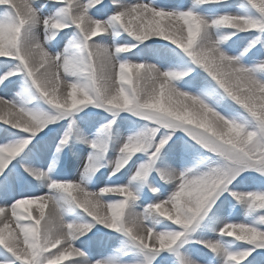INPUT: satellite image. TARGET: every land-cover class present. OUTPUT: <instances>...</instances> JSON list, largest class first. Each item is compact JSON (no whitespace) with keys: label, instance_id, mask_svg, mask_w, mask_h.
<instances>
[{"label":"snow or ice","instance_id":"1","mask_svg":"<svg viewBox=\"0 0 264 264\" xmlns=\"http://www.w3.org/2000/svg\"><path fill=\"white\" fill-rule=\"evenodd\" d=\"M65 262L264 264V0H0V264Z\"/></svg>","mask_w":264,"mask_h":264},{"label":"bare ground","instance_id":"2","mask_svg":"<svg viewBox=\"0 0 264 264\" xmlns=\"http://www.w3.org/2000/svg\"><path fill=\"white\" fill-rule=\"evenodd\" d=\"M168 2H169V0H168ZM170 3H174V2H170ZM80 163L81 162L66 160L65 172L63 174L66 176H69L71 178H77L78 177V169L80 168ZM77 246H79V245H77ZM92 251L94 254H96L98 256L101 250L99 249V251H97V250H95V248H93ZM65 264H67V262H65Z\"/></svg>","mask_w":264,"mask_h":264},{"label":"rangeland","instance_id":"3","mask_svg":"<svg viewBox=\"0 0 264 264\" xmlns=\"http://www.w3.org/2000/svg\"><path fill=\"white\" fill-rule=\"evenodd\" d=\"M45 2H46V0H45ZM169 2H175V0H169ZM185 2L190 4L192 2V0H185ZM104 179H105V177L102 176L101 180L103 181ZM224 215H226V216L230 215L232 217V219L236 222H241L243 220V216H244L242 209L237 208L236 210H230L227 207L225 209ZM95 250L99 251V248L95 247Z\"/></svg>","mask_w":264,"mask_h":264}]
</instances>
